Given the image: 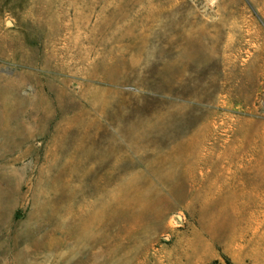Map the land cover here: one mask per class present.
<instances>
[{
	"label": "rangeland",
	"instance_id": "rangeland-1",
	"mask_svg": "<svg viewBox=\"0 0 264 264\" xmlns=\"http://www.w3.org/2000/svg\"><path fill=\"white\" fill-rule=\"evenodd\" d=\"M0 264H264V0H0Z\"/></svg>",
	"mask_w": 264,
	"mask_h": 264
}]
</instances>
